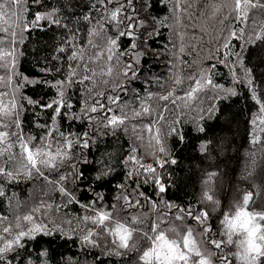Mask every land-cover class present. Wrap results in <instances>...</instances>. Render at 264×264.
<instances>
[{"label":"snow or ice","instance_id":"obj_1","mask_svg":"<svg viewBox=\"0 0 264 264\" xmlns=\"http://www.w3.org/2000/svg\"><path fill=\"white\" fill-rule=\"evenodd\" d=\"M162 28L169 76L144 77L142 95L133 84ZM48 31L51 47H30ZM262 45L264 0H0V264H48V250L33 256L29 242L56 234L79 242L78 264H264L259 184L224 205L220 173L206 171L194 203L167 198L177 163L168 139L184 141L192 112L204 133L221 99L250 105L240 178L264 167V72L246 62ZM37 87L47 91L33 97ZM121 133L126 145L102 150ZM211 143L200 152L210 156ZM29 181H42L32 203L14 190ZM70 205L79 211L59 216Z\"/></svg>","mask_w":264,"mask_h":264},{"label":"trees","instance_id":"obj_2","mask_svg":"<svg viewBox=\"0 0 264 264\" xmlns=\"http://www.w3.org/2000/svg\"><path fill=\"white\" fill-rule=\"evenodd\" d=\"M154 12L160 16L164 15L162 8L154 9ZM203 22V19L200 21ZM211 24V22H209ZM161 35L152 43L153 52L149 54L144 61L147 69L143 73L140 80H137L133 87L140 89L143 95V89L146 85L143 82L144 77L149 79L160 78L161 81L166 80L169 76L170 61L173 57L170 54L171 44L169 39L171 33L168 28L161 29ZM191 35V29H189ZM55 33L36 32L30 40L31 48H43L45 44L49 47L53 44ZM207 53L201 54V59L206 62ZM185 59L191 60V56H185ZM31 61V57H29ZM246 62L249 65H259L258 72H264V45L250 48L246 53ZM195 67V66H194ZM25 71L32 72V64L25 62ZM222 71H226L223 70ZM221 82H225L221 80ZM150 91H157L155 84L148 85ZM174 87V85H173ZM29 94L38 97L45 94L47 90L37 87L29 89ZM50 94V93H48ZM250 107L246 97H233L227 100L221 99L217 103L219 111L212 119L200 121L204 126L205 132L199 133L195 130V126L191 122L192 116L196 113L189 114L187 121L181 125L184 134V141L177 143L176 138H169L168 147L172 151V158L177 163L170 166V172L173 173L174 187L167 193V198L178 203L187 204L194 203L200 195L201 181L206 171L216 170L220 175L216 179L217 187L222 184L223 190L219 195L224 205H227L233 194H237V188L243 190H252L253 183L261 186V195L264 196V167L257 170L252 181H245L240 178L245 160L248 156L249 144L247 136V117L248 108ZM187 111V110H186ZM172 117L169 116V119ZM120 139H107L102 144V150L107 148L109 151L119 150L120 147L126 145L127 140L123 134H118ZM212 141L209 146L211 155L200 152V144L204 141ZM147 162H151L149 158ZM113 180V185L115 184ZM42 181H29L19 185L14 190L19 193L21 200H27L30 203L35 202L39 198V185ZM109 196L112 194V186L104 189ZM31 197V199H30ZM80 199H86L87 194H79ZM52 199L55 203H61V198L53 193ZM7 207V205H5ZM79 209L75 205H70L68 209H62L59 216H63L65 212L72 217ZM39 249H47L49 254L48 264H78L83 258L81 246L78 241L65 239L63 236L56 234L49 237H38L36 241L29 242V251L36 255Z\"/></svg>","mask_w":264,"mask_h":264}]
</instances>
